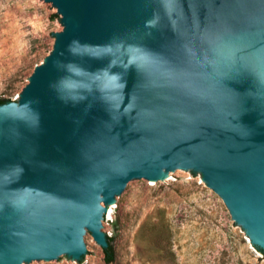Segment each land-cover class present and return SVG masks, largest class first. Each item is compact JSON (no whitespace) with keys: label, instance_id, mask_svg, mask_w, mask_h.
<instances>
[{"label":"water","instance_id":"1","mask_svg":"<svg viewBox=\"0 0 264 264\" xmlns=\"http://www.w3.org/2000/svg\"><path fill=\"white\" fill-rule=\"evenodd\" d=\"M42 1L62 30L0 105V264H85L108 207L177 174L264 252V0Z\"/></svg>","mask_w":264,"mask_h":264},{"label":"rangeland","instance_id":"2","mask_svg":"<svg viewBox=\"0 0 264 264\" xmlns=\"http://www.w3.org/2000/svg\"><path fill=\"white\" fill-rule=\"evenodd\" d=\"M61 30L50 3L0 0V96L17 100ZM108 211L105 234L113 238V264H264L202 177L177 174L160 187L132 184ZM86 247L91 254L85 264H106L90 234ZM60 264L77 263L64 258Z\"/></svg>","mask_w":264,"mask_h":264},{"label":"trees","instance_id":"3","mask_svg":"<svg viewBox=\"0 0 264 264\" xmlns=\"http://www.w3.org/2000/svg\"><path fill=\"white\" fill-rule=\"evenodd\" d=\"M12 101L10 97H3L0 96V105ZM108 240V247L105 249H102L103 255H104V261L106 264H113L116 259L115 250L113 247V238L107 237ZM263 256L264 252L258 250ZM81 262V261H80Z\"/></svg>","mask_w":264,"mask_h":264}]
</instances>
